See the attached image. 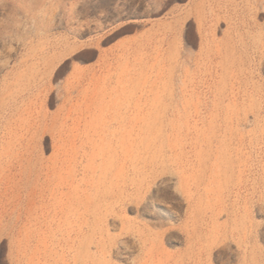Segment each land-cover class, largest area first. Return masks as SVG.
<instances>
[{"label":"rangeland","instance_id":"obj_1","mask_svg":"<svg viewBox=\"0 0 264 264\" xmlns=\"http://www.w3.org/2000/svg\"><path fill=\"white\" fill-rule=\"evenodd\" d=\"M0 264H264V0H0Z\"/></svg>","mask_w":264,"mask_h":264},{"label":"bare ground","instance_id":"obj_2","mask_svg":"<svg viewBox=\"0 0 264 264\" xmlns=\"http://www.w3.org/2000/svg\"><path fill=\"white\" fill-rule=\"evenodd\" d=\"M125 244V243H124Z\"/></svg>","mask_w":264,"mask_h":264}]
</instances>
